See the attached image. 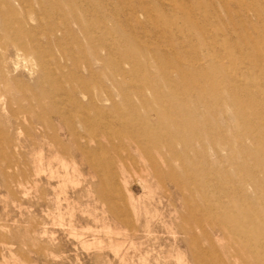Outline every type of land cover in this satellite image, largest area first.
<instances>
[{"label":"rangeland","instance_id":"obj_1","mask_svg":"<svg viewBox=\"0 0 264 264\" xmlns=\"http://www.w3.org/2000/svg\"><path fill=\"white\" fill-rule=\"evenodd\" d=\"M0 264H264V0H0Z\"/></svg>","mask_w":264,"mask_h":264}]
</instances>
